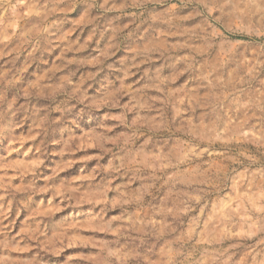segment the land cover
I'll list each match as a JSON object with an SVG mask.
<instances>
[{"label":"rangeland","instance_id":"374dc122","mask_svg":"<svg viewBox=\"0 0 264 264\" xmlns=\"http://www.w3.org/2000/svg\"><path fill=\"white\" fill-rule=\"evenodd\" d=\"M0 264H264V0H0Z\"/></svg>","mask_w":264,"mask_h":264}]
</instances>
